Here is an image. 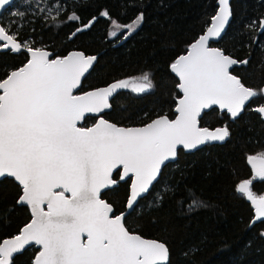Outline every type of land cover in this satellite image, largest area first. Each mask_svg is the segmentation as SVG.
<instances>
[{"label":"snow or ice","instance_id":"6c2138e0","mask_svg":"<svg viewBox=\"0 0 264 264\" xmlns=\"http://www.w3.org/2000/svg\"><path fill=\"white\" fill-rule=\"evenodd\" d=\"M13 2L0 0V10ZM40 2L45 0H38L40 12L55 11L51 18L53 22L59 19L63 4L53 0L44 8ZM12 15L23 17L24 13ZM102 15L108 17L109 13ZM231 17L230 0H218L206 33L170 64L182 93L175 119L158 116L140 127L118 126L99 114L111 107L110 97L119 89H128L130 83L138 94L151 91L150 74L77 95L74 90L93 67L95 56L73 51L50 58L49 51L33 47L29 41L18 42L17 33L0 25V49L30 54L23 66L0 79V177L19 182L22 195L17 202L29 206L32 214L18 235L0 242V264H13L14 255L30 245L39 246L33 264H169L167 245L130 232L125 226L126 214L113 215V206L101 199V192L117 183L113 172L122 169L121 179L132 177L126 208L133 210L165 162L177 158L178 146L194 150L230 136L227 126L215 131L200 127L204 110L218 106L234 120L253 98L264 96V88L247 87L230 72L234 65H247V59L238 61L209 46L210 40L221 37ZM67 20L79 17L73 12ZM143 20L141 12L127 25L112 23L116 29L128 30L126 39ZM257 25L264 30V17L247 28ZM110 35L116 37L117 31ZM253 110L264 118V106ZM87 114L95 115L97 122L86 127L82 122ZM247 161L253 177L240 182L236 191L254 209V224L264 220V194L258 195L251 187L254 180H264V154L249 155ZM165 191L174 194L170 186ZM163 198L157 194L151 206L158 207ZM202 206L206 205L195 198L188 204L190 211Z\"/></svg>","mask_w":264,"mask_h":264},{"label":"trees","instance_id":"16d2710c","mask_svg":"<svg viewBox=\"0 0 264 264\" xmlns=\"http://www.w3.org/2000/svg\"><path fill=\"white\" fill-rule=\"evenodd\" d=\"M217 1L55 0L63 4V11L53 22L55 11L40 12L38 0H14L0 16V24L17 33L19 41L50 50L53 58L74 50L97 55L77 93L150 74L151 91L138 94L132 88L121 89L112 98L111 108L102 114L118 125L141 126L158 116L175 118L182 93L170 64L209 27ZM52 3L45 0L39 6L47 8ZM231 7L228 30L213 45L238 61L247 59V65L235 66L232 73L245 86L259 90L264 88V30L258 25L249 30L247 25L264 17V0H232ZM104 11L108 17L102 15ZM15 12L24 15H12ZM73 12L79 20H67ZM141 12L142 24L125 39L127 33L117 31L112 21L127 25ZM90 22V27L77 31ZM113 30L116 37L110 35ZM28 58L25 51L0 50V79ZM258 106H264V96L253 98L234 120L217 107L206 111L201 126H227L230 136L194 152L180 149L176 161L163 167L157 182L133 210L126 208L131 180L121 179V169L114 173L118 185L103 191L101 198L114 207L115 215L128 211L125 226L130 232L164 242L170 250L169 264H264V220L251 223L254 209L236 191L240 182L253 177L247 157L264 154V118L253 110ZM96 119L88 115L82 123L87 127ZM166 186L172 187L174 194L167 193ZM251 187L263 194L264 180H254ZM157 194L164 198L158 207L151 206ZM21 195L22 187L13 178L0 180V242L20 233L32 219L29 208L17 202ZM192 198L206 206L190 211ZM38 251L34 245L25 249L14 257L13 264H32Z\"/></svg>","mask_w":264,"mask_h":264},{"label":"water","instance_id":"95a60500","mask_svg":"<svg viewBox=\"0 0 264 264\" xmlns=\"http://www.w3.org/2000/svg\"><path fill=\"white\" fill-rule=\"evenodd\" d=\"M231 1L232 0H230V4H231ZM217 5H218V1H217ZM9 6H6L5 7V9L4 10H0V16L2 15V13L8 8ZM218 10V9H217ZM231 11H232V7H231ZM232 17H233V14H232ZM232 17H231V19H230V21H229V23H228V25L226 26V28H225V31L222 33V35H221V37L219 38V39H216V40H210V42H209V46L210 47H215V48H219V47H217V46H215V45H213L214 43H217V42H219L222 38H223V36L225 35V33L227 32V30H228V27H229V25H230V23H231V21H232ZM89 24H91V22L89 23ZM1 25V24H0ZM210 25H211V23H210ZM209 25V26H210ZM206 33V30H205V32L203 33V34H205ZM18 42H19V40H18ZM221 49V48H220ZM1 51H7L8 49H0ZM45 50H47V51H49L50 53H51V57L50 58H53V53L50 51V50H48V49H45ZM189 50V49H188ZM187 50V51H188ZM11 51V50H10ZM74 51H80V50H74ZM26 52V51H25ZM71 52H73V51H71ZM70 52V53H71ZM82 52V51H81ZM13 53H19V52H13ZM28 55H30L28 52H26ZM84 53V52H83ZM187 53V52H186ZM186 53H184V54H186ZM85 54V53H84ZM183 54V55H184ZM86 55V54H85ZM87 56H95L97 59H96V61H94V63H93V67L95 66V64H96V62H97V60H98V56L97 55H87ZM234 58V57H233ZM237 60V59H236ZM239 65H241V64H237V65H234L231 69H230V72H232V69L235 67V66H239ZM93 67L89 70V72L88 73H86L85 74V77H83L82 78V80H81V85H82V82H83V80L90 74V72H91V70L93 69ZM175 76H176V74L175 73H173ZM233 74V73H232ZM234 75V74H233ZM178 79H179V77L178 76H176ZM238 77V76H237ZM239 78V77H238ZM116 82V81H115ZM113 83V82H112ZM111 83V84H112ZM111 84H109V85H111ZM81 85H80V87H81ZM109 85H107V86H109ZM107 86H103V87H107ZM80 87L78 88V89H76V90H74V94H77V95H79V94H83V93H77L78 91H79V89H80ZM99 88H102V87H99ZM96 89H98V88H96ZM92 90H95V89H92ZM92 90H89V91H92ZM121 89H119V90H117L114 94H113V96L112 97H110V104H111V100H112V98L115 96V94L117 93V92H119ZM86 92H88V91H86ZM85 93V92H84ZM182 98V97H181ZM249 103V102H248ZM247 103V104H248ZM246 104V105H247ZM246 105H245V107H246ZM213 107H217L218 108V106H213ZM212 107V108H213ZM111 108V107H110ZM109 108V109H110ZM109 109H106L104 112H106V111H108ZM211 109V108H210ZM210 109H206V110H204V112H202V114H201V117L204 115V113L206 112V111H208V110H210ZM219 109V108H218ZM245 110V109H244ZM243 110V111H244ZM174 111H175V109H174ZM221 111H227V110H221ZM103 112V113H104ZM103 113H101V114H99L100 116H102V114ZM243 113V112H242ZM241 113V114H242ZM240 114V115H241ZM95 116V115H92V114H87L86 116ZM177 115V114H176ZM239 115V116H240ZM176 117V116H175ZM104 118V117H103ZM104 119H106V118H104ZM156 119V118H155ZM175 119V118H174ZM200 119L201 118H199V126L200 127H202L201 126V124H200ZM107 120V119H106ZM154 120V119H153ZM109 121V120H108ZM97 122V121H96ZM109 122H111V123H114V122H112V121H109ZM151 122V121H150ZM149 122V123H150ZM116 124V123H115ZM118 125V124H117ZM79 126V125H78ZM118 126H122V125H118ZM141 126H143V125H141ZM123 127H140V126H123ZM203 128V127H202ZM207 128V127H206ZM209 129V128H208ZM210 131H215L216 129H209ZM227 139V138H226ZM224 142V141H223ZM211 143H222V142H219V141H217V142H211ZM206 144H208V143H206ZM206 144H204V145H201V146H199L197 149H194V150H185V149H183V147L182 146H178V150H177V157H178V152H179V150L180 149H183L185 152H188V153H190V152H194V151H196V150H198V149H200V148H202V147H204ZM177 159V158H176ZM176 159L175 160H170V161H167V162H165V165H167L168 163H171V162H174V161H176ZM164 165V166H165ZM164 166H162V169H163V167ZM162 169H161V172H162ZM118 170V169H117ZM117 170H114V172H113V179H114V173H115V171H117ZM121 174H122V169H121ZM161 174V173H160ZM5 177H8V176H5ZM5 177H0V180H2V179H4ZM159 177H160V175H159ZM159 177L157 178V180L159 179ZM10 178H12V177H10ZM125 179H130V180H132V177L131 176H128V177H124ZM14 179V178H13ZM15 180V179H14ZM114 180H116V179H114ZM157 180L156 181H154L153 182V185L157 182ZM117 181V180H116ZM17 182V181H16ZM18 184H19V182H17ZM116 185H118V181H117V183L115 184V185H113V186H111V187H109L108 189H110V188H112V187H114V186H116ZM153 185L150 187V189H149V191L151 190V188L153 187ZM130 187H131V183H130ZM108 189H104V190H102V192L103 191H106V190H108ZM148 191V192H149ZM101 192V193H102ZM148 194V193H147ZM147 194H144L143 196H141L139 199H138V201L136 202V204L134 205V207L138 204V202L140 201V199H142L143 197H145ZM130 196V195H129ZM102 199V198H101ZM104 200V199H103ZM106 201V200H105ZM107 202V201H106ZM19 205H25V204H22V203H18ZM25 206H27V205H25ZM28 208H29V206H27ZM113 209H114V207H113ZM29 210H30V208H29ZM128 211H130V210H128ZM128 211H126V212H122V213H125L126 215L128 214ZM31 212V211H30ZM121 213H119V214H116V215H120ZM32 215V214H31ZM113 215H115V210H114V212H113ZM126 217V216H125ZM30 223V222H29ZM28 224V223H27ZM26 224V225H27ZM26 225H24L23 227H25ZM23 227H22V229H23ZM21 229V230H22ZM21 232V231H20ZM19 234V233H18ZM17 234V235H18ZM136 234H138V233H136ZM140 235V234H139ZM16 236V235H15ZM15 236H13V237H10V238H6V239H11V238H14ZM143 237V236H142ZM145 238V237H144ZM146 239H150V238H146ZM5 240V239H4ZM153 240H157V239H153ZM157 241H159V240H157ZM160 242H162V241H160ZM164 243V242H163ZM31 246H33V245H30V246H27L25 249H27V248H29V247H31ZM37 248H39V246H36ZM24 251V250H23ZM22 251V252H23ZM20 254V253H19ZM16 255H18V254H15L14 255V257L16 256ZM34 261V260H33ZM33 264V263H32Z\"/></svg>","mask_w":264,"mask_h":264},{"label":"rangeland","instance_id":"374dc122","mask_svg":"<svg viewBox=\"0 0 264 264\" xmlns=\"http://www.w3.org/2000/svg\"><path fill=\"white\" fill-rule=\"evenodd\" d=\"M117 31H121L120 29H116ZM123 31H125L123 34H125V33H127L128 32V30L127 29H124ZM122 32V31H121ZM131 80V79H130ZM138 81H132V83H137ZM132 87H131V83H130V87L128 88V90L129 89H131ZM264 194V193H263Z\"/></svg>","mask_w":264,"mask_h":264},{"label":"built area","instance_id":"2783aa9c","mask_svg":"<svg viewBox=\"0 0 264 264\" xmlns=\"http://www.w3.org/2000/svg\"><path fill=\"white\" fill-rule=\"evenodd\" d=\"M96 121H97V119H96ZM96 121H94L93 123H91L90 126H92L93 124H95ZM66 195H69V194L66 193Z\"/></svg>","mask_w":264,"mask_h":264},{"label":"flooded vegetation","instance_id":"af4514ba","mask_svg":"<svg viewBox=\"0 0 264 264\" xmlns=\"http://www.w3.org/2000/svg\"><path fill=\"white\" fill-rule=\"evenodd\" d=\"M3 14V13H2Z\"/></svg>","mask_w":264,"mask_h":264}]
</instances>
